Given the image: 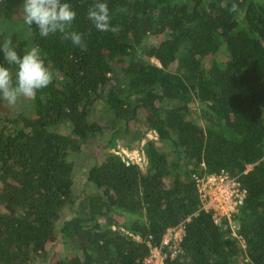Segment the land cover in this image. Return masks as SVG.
<instances>
[{"label": "trees", "instance_id": "16d2710c", "mask_svg": "<svg viewBox=\"0 0 264 264\" xmlns=\"http://www.w3.org/2000/svg\"><path fill=\"white\" fill-rule=\"evenodd\" d=\"M66 2L84 49L0 29L19 54L38 46L54 74L30 110L0 117V264H142L144 238L158 244L186 219L167 264H264V0H104L107 32L88 19L93 0ZM0 12L22 16V0ZM135 131L144 165L114 151ZM93 143L76 193L69 157ZM221 169L247 190L235 214L245 248L201 209L192 174Z\"/></svg>", "mask_w": 264, "mask_h": 264}, {"label": "clouds", "instance_id": "9594fccd", "mask_svg": "<svg viewBox=\"0 0 264 264\" xmlns=\"http://www.w3.org/2000/svg\"><path fill=\"white\" fill-rule=\"evenodd\" d=\"M8 0H0V8H6ZM230 12H237L233 3ZM88 19L97 31H114L110 27L109 8L104 0H93L88 8ZM76 12L66 0H22V19L29 28L33 26L41 37L60 33L74 46L86 47L83 36L71 31ZM0 103L9 109H16L26 101H34L37 92L48 88L54 74L42 57L41 49L32 46L19 54L12 40L0 42Z\"/></svg>", "mask_w": 264, "mask_h": 264}, {"label": "built area", "instance_id": "2783aa9c", "mask_svg": "<svg viewBox=\"0 0 264 264\" xmlns=\"http://www.w3.org/2000/svg\"><path fill=\"white\" fill-rule=\"evenodd\" d=\"M150 139L157 140L156 134L148 133ZM143 139L137 157L145 162ZM142 155V158L139 155ZM128 157V156H127ZM128 159L132 161L129 157ZM140 163L136 161H132ZM203 165V163H201ZM192 178L196 184L201 200V209L209 212L211 218L221 229L227 230L232 236L238 239L243 248L244 240L239 233L240 224L235 218L239 207L244 203L247 190L242 184L239 175H231L224 169L217 172L197 174L193 173ZM186 219L177 225L168 227L162 235L158 244H152V236L148 235L143 241L149 246L148 253L142 264H167V259H174L182 253L181 242L185 236ZM138 240H142L137 237ZM244 261H247L245 258Z\"/></svg>", "mask_w": 264, "mask_h": 264}, {"label": "rangeland", "instance_id": "374dc122", "mask_svg": "<svg viewBox=\"0 0 264 264\" xmlns=\"http://www.w3.org/2000/svg\"><path fill=\"white\" fill-rule=\"evenodd\" d=\"M0 29L4 32L6 37L15 35L18 37V39H24L28 34H29V29L27 26L24 24L22 16L18 15L16 19H5L2 17L1 12H0ZM149 38V37H148ZM223 57H225V54H222ZM220 59V62H223L224 59ZM219 59V56H218ZM152 62L157 63L155 59H151ZM34 106V101H26L22 103L18 108L16 109H9L0 103V117L8 116L9 118L14 116L16 113L20 111H26L30 110ZM108 113L104 111V109L98 105L96 112H95V118H99L103 123L106 122V119H108ZM112 122L114 119L111 120ZM135 128V125L132 126V129ZM139 128V127H137ZM138 133L135 131L133 134L129 133L126 135V137H121L120 135L116 134V144L118 145L117 147L119 149L114 150L118 153H120L123 157H129L132 161L140 162V164L144 165V161L141 162L140 159H138L137 154L139 151V148L141 146V143L138 141ZM148 138H151L149 136ZM142 142V141H141ZM96 144L98 143V137L95 142ZM95 144H90L87 148L81 150L80 152L76 154H71L69 159L73 161L75 164V186L74 190L76 193L79 192L80 189L85 188L84 187V173L86 170V167L91 165L94 160H95V155L97 149L95 148ZM140 158H142V155L140 153L139 155ZM126 217H124V214L122 213H114L113 214V227L115 228L116 226H121L125 223ZM245 260V259H244ZM243 260V262H244ZM248 260V259H247ZM32 264H41L40 262L35 261Z\"/></svg>", "mask_w": 264, "mask_h": 264}]
</instances>
